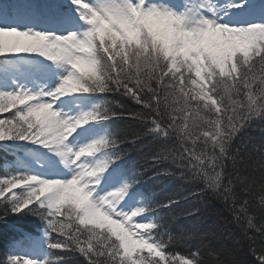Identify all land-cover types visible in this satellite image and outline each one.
Instances as JSON below:
<instances>
[{
	"label": "snow or ice",
	"instance_id": "1",
	"mask_svg": "<svg viewBox=\"0 0 264 264\" xmlns=\"http://www.w3.org/2000/svg\"><path fill=\"white\" fill-rule=\"evenodd\" d=\"M244 13L264 17V0H0V114L11 112L0 118V144L41 147L66 170L64 178L23 163L6 170L0 225L25 228L9 218L38 219L57 261L71 252L86 264H248L235 248L214 243L211 232L170 235L163 210L172 213L179 201L154 202L138 189L141 171L112 167L130 155L122 144L150 136L159 142L146 158L161 168L155 175L202 183L184 199L203 202L211 194L231 204L245 234H259L248 237L249 247L255 264H264V143L241 136L264 130V23L232 26ZM12 60L19 63L6 64ZM109 94L129 97L141 110L118 105L115 112ZM120 117L143 131L72 145L79 129ZM166 161L171 167H161ZM257 196L259 216L250 208ZM181 244L187 251L177 254ZM0 264L51 262L6 253Z\"/></svg>",
	"mask_w": 264,
	"mask_h": 264
},
{
	"label": "trees",
	"instance_id": "2",
	"mask_svg": "<svg viewBox=\"0 0 264 264\" xmlns=\"http://www.w3.org/2000/svg\"><path fill=\"white\" fill-rule=\"evenodd\" d=\"M109 100L113 102L112 110L120 112L122 109L118 108V105H124L126 109L130 111H140V105L136 104L129 97L119 94H109ZM117 126L115 127V134L118 140H124L127 137L133 136L137 131H143L140 124L126 117L114 118ZM113 119V121H114ZM242 137L247 136L251 140L259 145L264 143V130L258 127H252L246 132L241 134ZM247 142V140H246ZM159 142L153 140L152 137L147 136L137 142V144H122L120 151L125 149L130 150V155L123 161L132 164L136 170L143 173L141 179L146 188V194H151L152 199L156 203H164L169 199H176L179 204L176 205L172 213H167L168 210H163L168 216L166 220V231L170 235H179L183 232H190L194 229L201 231L211 232L214 243L227 247L235 248L238 255L246 260L248 264H255V257L250 250L249 236H257L254 230H248L247 235L245 229L237 222L231 204H226L224 201L206 194L203 196V202H200L196 197L191 199H184L185 196L192 190L199 191L202 187V183H183L179 179H174L170 176H156L155 174L161 170L160 167H150L146 158L149 157L158 147ZM174 146L179 150L180 145L174 142ZM11 157L4 149L0 147V178L3 177L5 170L4 166ZM169 166L170 162L166 161L165 165L161 167ZM246 169L241 168L243 173ZM251 171V169H247ZM258 175V173H257ZM234 190L240 191L238 185H234ZM259 204V196L255 198L250 205L251 211L255 212L257 216L260 215L256 211V205ZM199 209L198 213L193 216L186 215L189 211ZM28 220L31 224H28ZM33 217H10L9 221L11 225L24 224L25 228H12L9 225H0V257L9 250V245L18 238L17 229L34 231L36 227H42L40 221ZM259 224V219L255 221ZM177 254H183L187 251L186 247L181 244L176 247ZM59 256H64L65 259L57 261V254H53V258L60 264H86L83 257L78 253H59Z\"/></svg>",
	"mask_w": 264,
	"mask_h": 264
},
{
	"label": "rangeland",
	"instance_id": "3",
	"mask_svg": "<svg viewBox=\"0 0 264 264\" xmlns=\"http://www.w3.org/2000/svg\"><path fill=\"white\" fill-rule=\"evenodd\" d=\"M172 2H181L182 0H170ZM36 60L40 59V58H34ZM10 70V68H9ZM15 109H13L14 111ZM11 116V112L8 113H3L0 114V118H7ZM197 117L193 116L191 118H189V123H191L192 121L196 120ZM84 130H87L86 128ZM104 137V132L101 130L100 131V138ZM88 138L87 133H85V139ZM0 147H2L5 150H12L13 152L16 153H20L12 162L11 165H6V169H9L10 171H17V170H22L19 166L21 163H23L24 165H27L29 169H31L33 172L36 173H40V174H44L43 171H47L50 172L48 169L47 164L45 163V159L42 158L39 154H38V150L41 147H37V146H31L28 148V146H24L23 144H20L19 142H7L5 144H0ZM42 150H44V154L45 151L47 152V150L41 148ZM77 149V148H76ZM47 155V154H46ZM91 160H95V158H92ZM13 168V169H12ZM46 176V175H45ZM34 218V217H33ZM36 219V218H34ZM38 221V220H37ZM28 224H31V222L28 220ZM32 237H34L35 235H32ZM36 237V243H39L40 245V249L43 251V248L46 247L44 238H43V231L40 232L38 235L35 236ZM29 240H23V242H27ZM33 241V240H32ZM30 254V252L28 253V255ZM21 255L19 254V256L24 257L25 259H29L27 256ZM33 260H41L43 261L41 254L37 255L36 259Z\"/></svg>",
	"mask_w": 264,
	"mask_h": 264
},
{
	"label": "bare ground",
	"instance_id": "4",
	"mask_svg": "<svg viewBox=\"0 0 264 264\" xmlns=\"http://www.w3.org/2000/svg\"><path fill=\"white\" fill-rule=\"evenodd\" d=\"M51 2H52V3H57L58 0H51ZM243 15H244V14H242L240 17H237V18H235V19L240 20V19L242 18ZM19 143H20V144H23L24 146H28V147L35 146V145L28 144V143H25V142H19ZM51 156H53V155H51ZM53 158H57V157L53 156ZM23 245H24V244H23Z\"/></svg>",
	"mask_w": 264,
	"mask_h": 264
}]
</instances>
